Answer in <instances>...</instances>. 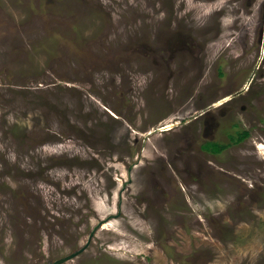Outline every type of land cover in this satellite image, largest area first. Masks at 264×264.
<instances>
[{
	"label": "rangeland",
	"instance_id": "374dc122",
	"mask_svg": "<svg viewBox=\"0 0 264 264\" xmlns=\"http://www.w3.org/2000/svg\"><path fill=\"white\" fill-rule=\"evenodd\" d=\"M97 224L60 264H264V0H0V264Z\"/></svg>",
	"mask_w": 264,
	"mask_h": 264
},
{
	"label": "water",
	"instance_id": "95a60500",
	"mask_svg": "<svg viewBox=\"0 0 264 264\" xmlns=\"http://www.w3.org/2000/svg\"><path fill=\"white\" fill-rule=\"evenodd\" d=\"M98 226H99V224H97L96 226H94L91 229V231L89 232L88 239H87L86 243L84 245H82L79 249H77L74 252H71V253L67 254L66 256L60 257V258L54 260L52 263H48V264H60V263H62L64 261H66V260H68V259H70V258H72V257H74V256H76L78 254H80L84 249H86L88 247L91 238L94 236V231H95V229Z\"/></svg>",
	"mask_w": 264,
	"mask_h": 264
},
{
	"label": "trees",
	"instance_id": "16d2710c",
	"mask_svg": "<svg viewBox=\"0 0 264 264\" xmlns=\"http://www.w3.org/2000/svg\"><path fill=\"white\" fill-rule=\"evenodd\" d=\"M242 134H243V136L240 137L239 140L244 138L247 135V131H244ZM223 145L225 146V144H223ZM219 151H221V148L219 150H217V151H212V152H219Z\"/></svg>",
	"mask_w": 264,
	"mask_h": 264
}]
</instances>
